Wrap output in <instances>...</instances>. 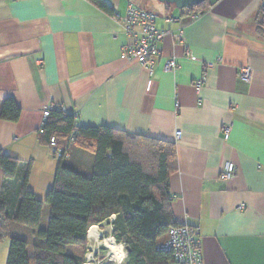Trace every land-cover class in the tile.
I'll list each match as a JSON object with an SVG mask.
<instances>
[{
    "label": "crops",
    "instance_id": "0c3cea01",
    "mask_svg": "<svg viewBox=\"0 0 264 264\" xmlns=\"http://www.w3.org/2000/svg\"><path fill=\"white\" fill-rule=\"evenodd\" d=\"M106 1L114 15L90 0H0V110L7 98L21 108L18 121L0 118V150L31 165L27 189L45 201L60 162L39 136L49 106L82 127L173 143L171 209L178 224L196 228L204 264H264V0H213L197 18L158 0ZM130 3L153 10L158 29L183 33L182 42L160 41L151 69L123 56L136 39L123 22ZM170 58L178 68H164ZM227 161L238 172L222 181ZM8 247L1 239L0 264Z\"/></svg>",
    "mask_w": 264,
    "mask_h": 264
},
{
    "label": "trees",
    "instance_id": "16d2710c",
    "mask_svg": "<svg viewBox=\"0 0 264 264\" xmlns=\"http://www.w3.org/2000/svg\"><path fill=\"white\" fill-rule=\"evenodd\" d=\"M90 1L104 12L115 14L106 0ZM212 5L213 0H207L183 11L203 14ZM257 20L264 34V6ZM20 116L16 101L5 99L0 118L18 121ZM76 119L75 114L55 108L39 130L43 144L49 146L51 137H55L56 149L62 152L54 186L45 201L36 199L27 189L31 165L24 167L20 160L0 150L4 176L0 240L9 238L6 264H82L85 258L80 249L87 245L89 227L113 215V236L125 244L127 264H169L172 253L160 244L169 228L178 224L171 209L169 185L175 145L108 126L82 127ZM81 152L90 154V161L79 164ZM46 207L49 219L42 227ZM13 223L32 232L25 237L10 234Z\"/></svg>",
    "mask_w": 264,
    "mask_h": 264
},
{
    "label": "built area",
    "instance_id": "2783aa9c",
    "mask_svg": "<svg viewBox=\"0 0 264 264\" xmlns=\"http://www.w3.org/2000/svg\"><path fill=\"white\" fill-rule=\"evenodd\" d=\"M192 18H197L200 13L194 12L189 14ZM126 30L135 36V42L131 46H126L123 50L125 58L134 59L140 62L146 68H153L155 56L159 55V43L166 36L171 35L182 42L183 33L179 30L174 34L169 30H160L156 26V15L149 10L129 5L125 16L123 17ZM179 64L175 58H170L165 62L164 68L166 70H173L178 68ZM251 69L244 67L240 70V78L246 82L250 81ZM202 77L196 82V86H200L203 82ZM58 106L52 105L43 111V118L40 131L45 126L51 111ZM225 139H228L232 131V124L228 123L223 126ZM180 132L178 131V137ZM73 138V137H72ZM49 147L52 150H58L57 141L55 137H51ZM57 151V152H58ZM238 172V167L235 162L227 161L220 172L219 178L222 181H229L233 179ZM240 208H244L242 204ZM160 247L172 253L169 264H204V257L202 251V243L198 237L196 228L193 226L180 223L169 228L166 239L161 242Z\"/></svg>",
    "mask_w": 264,
    "mask_h": 264
},
{
    "label": "rangeland",
    "instance_id": "374dc122",
    "mask_svg": "<svg viewBox=\"0 0 264 264\" xmlns=\"http://www.w3.org/2000/svg\"><path fill=\"white\" fill-rule=\"evenodd\" d=\"M136 3H138V2H136ZM129 5H134L135 7L152 11L156 15V13L151 9L143 8V7H140V6L133 4V3H130ZM42 118H43V116H42ZM52 152L54 153L55 151L52 150ZM61 155H62V152L58 151L57 156L59 157V159H60ZM80 157H81L80 158L81 161L82 160L86 161V162L90 161V154H88L86 152H81ZM2 178H4V176H3L2 171L0 170V185H1V179ZM0 190H1V186H0ZM48 219H49V210L43 216L42 227L46 226ZM115 219H116V216L114 219H111V217H110L108 220L104 221L103 223L96 224L99 226V232H100L99 240L97 242H90L88 240L87 245H85L82 249H80V253L83 254L84 258H85L84 262L82 264H127V255H126L125 260L122 263H118L115 260L113 254H111L110 250L106 246L103 245V241L105 240L106 237H108V236L114 237L113 236L114 228H113L112 224L115 221ZM12 234H14V233H12ZM115 241L118 242L116 240V238H115ZM118 243L123 245V248H124L125 252L127 253V249L125 247V244L123 242H118Z\"/></svg>",
    "mask_w": 264,
    "mask_h": 264
},
{
    "label": "bare ground",
    "instance_id": "6f19581e",
    "mask_svg": "<svg viewBox=\"0 0 264 264\" xmlns=\"http://www.w3.org/2000/svg\"><path fill=\"white\" fill-rule=\"evenodd\" d=\"M115 215L111 216V219H114ZM100 237V232H99V226L94 224L91 225L88 229V234H87V238L90 242H97L99 240ZM103 245L106 246L111 254H113L115 260L118 263H122L125 258L127 253L125 252L123 245L116 242L115 238L112 236H108L105 238V240L103 241Z\"/></svg>",
    "mask_w": 264,
    "mask_h": 264
},
{
    "label": "water",
    "instance_id": "95a60500",
    "mask_svg": "<svg viewBox=\"0 0 264 264\" xmlns=\"http://www.w3.org/2000/svg\"><path fill=\"white\" fill-rule=\"evenodd\" d=\"M159 2L171 5L180 10H185L193 6H198L199 4L207 0H158Z\"/></svg>",
    "mask_w": 264,
    "mask_h": 264
}]
</instances>
